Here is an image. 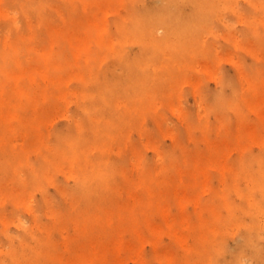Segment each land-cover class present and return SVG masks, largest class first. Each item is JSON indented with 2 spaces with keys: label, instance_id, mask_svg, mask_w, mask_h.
I'll list each match as a JSON object with an SVG mask.
<instances>
[{
  "label": "bare ground",
  "instance_id": "bare-ground-1",
  "mask_svg": "<svg viewBox=\"0 0 264 264\" xmlns=\"http://www.w3.org/2000/svg\"><path fill=\"white\" fill-rule=\"evenodd\" d=\"M156 1L158 3L152 9L144 8L141 13L136 11L138 0H0V21L4 22L0 29V128L10 133L13 125H24L26 137H39L38 142L41 141L40 131L31 130V125L37 128L46 125L47 112L40 111L32 118L31 108L36 109L47 100L54 103L55 113L68 118L62 129L51 133L54 147L42 148L47 151L40 155L38 167H35L37 171L22 180L31 184L38 174L42 177L61 162L81 166V177L76 179L71 191L78 202L75 209L79 215L69 224L76 234L68 240L66 250L70 257L62 264H117L122 253L139 255L145 238L143 229L149 230L153 245L164 230L188 253L192 247H186L184 241L190 234L191 222L184 205L205 193L206 187L210 186L211 170L223 176L230 172L236 176L231 190L237 189L236 180L240 174H247L257 188L264 187V140L258 133L243 130L246 118L240 113L236 131H227L218 140L206 135L202 138L204 150L182 149V162H167L162 171L174 172L172 177L156 181L147 177L144 171L132 177L122 172L123 188L119 198L114 199L118 192L114 193L115 190L108 187L114 164L105 160L107 143L115 138L117 131H122L118 140L126 145L130 138L127 130L139 128L134 123L135 118L156 117V107L151 108V100L162 87V94L166 95L167 91L166 81H160V69H165L157 66L163 59L170 57L167 70L173 75L192 66L199 53L211 63L218 61L212 45L206 44L203 35L212 30L211 24L219 15L234 11L236 6L235 0H184L193 5L192 11L186 10L171 26H162L163 34L157 35L166 3ZM247 1L250 9L237 11L257 16L245 21L250 38L242 40L240 48L246 49L257 63H264V35L258 30V26L264 27V0ZM120 6L126 7L127 14L116 21V30L110 31L105 26L108 13L118 14ZM133 44L138 48H130ZM92 45L99 52L92 51ZM85 58L86 64L81 65L80 60ZM77 67V71L74 70ZM256 74L262 75L247 87L248 92L254 94L246 107L255 111L257 120L264 126V71L256 68ZM70 79L78 82L75 90H70L67 85ZM121 101L132 106L123 105ZM72 106L76 110L73 121L66 113ZM208 127L204 125L205 129ZM254 144L259 145V151L251 149ZM8 149L11 152L6 154L23 160L31 153V139L28 146L17 143L13 147L0 148L1 162L4 156L1 153ZM91 149L97 150L98 154L91 156ZM234 151L238 154L237 160L230 168L224 160ZM99 190L109 192L108 196H99ZM171 200L180 206L182 215L173 216L166 209ZM263 205H252L257 209L248 212L251 217L248 222L240 219L242 210L241 214H236L238 227H242L239 234L241 252L219 264H262ZM150 206L153 210L147 211ZM152 216L160 219L162 229L152 226ZM198 219L195 227L199 226L200 232L195 238L200 254L205 255L211 250L210 230L207 221ZM113 221L117 223L115 228ZM20 226L23 234L17 239V255H52L51 244L36 239L31 226L24 222ZM127 233L131 240L123 239L122 235ZM109 238L113 243L107 242ZM33 240L36 245H32ZM220 247L216 251L218 255L223 250V245ZM245 251V255L256 260L254 263L245 260L242 254ZM168 261L178 264L174 259ZM179 264L185 262L179 260Z\"/></svg>",
  "mask_w": 264,
  "mask_h": 264
},
{
  "label": "rangeland",
  "instance_id": "rangeland-1",
  "mask_svg": "<svg viewBox=\"0 0 264 264\" xmlns=\"http://www.w3.org/2000/svg\"><path fill=\"white\" fill-rule=\"evenodd\" d=\"M162 2L166 4L162 8V18H160L162 25L157 26V35L163 34L162 26L167 27L169 24L171 26L179 19L178 16H182L186 10L192 11L193 8L191 3H185L184 0L172 1L177 3L176 5L167 0ZM236 2L237 0H235L234 11L241 9L245 12V9H250L249 1L239 0L238 4ZM157 3L156 0H138L137 6L140 9L137 7L136 11L144 13V8L152 9ZM118 11V14L110 11L108 13L105 26L110 31H115L116 21L127 14L124 6H120ZM234 11L219 15L216 22L211 24L212 30L206 31L203 35L206 44L212 45L218 61L211 63L208 58L199 53L192 66L175 75L167 70L171 64L170 57L158 63V69H165V71L160 69V81H166L164 86L167 85L165 87L167 91L166 95L162 94L164 89L162 87L161 92L151 100V108L156 107V117L135 118L134 123H137L139 128L127 130L130 138L126 145L118 140L122 131H117L115 138L107 143L104 157L105 160L114 164L108 187L115 190L114 193L118 192L113 196L114 199L119 198L123 188L122 172L132 177L144 171L147 177H153L156 181L166 180L174 175V172L162 171L167 162L181 161L182 149L204 150L205 144L202 138L206 135L212 140H218L225 132L236 131L237 117L240 113L246 118L243 130L258 133L261 140H264V126L257 120L255 111L246 107V102L254 94L248 92L247 87L250 82H254L253 79L262 75L256 74V68L264 71V63H257L246 49L240 48L242 40L250 38L245 21L257 15ZM228 21L230 22L227 25ZM214 24L216 27H213ZM3 26L4 22L0 21V29ZM258 30L264 35L263 26H258ZM244 36H246L245 39H243ZM91 47L92 51H98L94 45ZM130 48H138V45L133 44ZM66 55L71 57L69 52H66ZM86 60V58L81 59V65H85ZM77 69L78 67L74 70L77 71ZM230 79L231 85H229ZM77 84L76 80L70 79L67 85L70 90H75ZM147 96L146 94L145 97ZM43 102L36 109L31 108L32 118L40 111L47 112L46 125L39 128L31 125V130L40 131L41 141L38 142L39 137H26L24 125H13V131L10 133L0 128V148L2 149L13 147L17 143L28 146L31 139V153L23 160L6 154L11 152L10 149L1 153L4 156H2L3 162L0 161V264H62L70 257L66 247L69 238L75 235L76 231L69 221L79 215L78 209H75V204L78 205V202L71 191L75 187L76 179L81 177L80 164L61 162L42 177L38 174L36 179L31 178L34 179L31 184H25L22 180L27 174L31 173L32 176L34 170L37 171L35 167H38L40 155L47 151L42 148L54 147L52 139L54 137L51 133L62 129L68 121L67 117L54 112V103L50 100ZM121 104L132 106L127 101H121ZM66 113L73 121L72 116L76 114L74 107H69ZM26 116L27 113H25V119L28 118ZM206 124L209 125L208 129L204 128ZM140 126H142L141 129ZM251 149L255 152L260 150L258 144L252 145ZM89 153L91 156H96L98 151L91 149ZM237 155L235 151L231 153L224 160L226 165L232 168L236 164ZM235 178L236 176L231 172L223 176L216 170H211L210 186L206 187L205 193L184 205L186 216L191 222L190 234L185 237L184 244L186 247H192L191 251L185 253L181 245L164 230L153 245L149 230L143 229L145 238L140 245V254L126 256L122 253L117 264H170L168 260L172 259L178 264L179 260L184 261L185 264H219L220 261L230 260L232 254L241 252L239 234L242 227H238L236 214H241L242 210L243 215L239 216L240 219L250 221L248 212L257 209L252 205L264 204V190H262L264 187L257 188L247 174H240L236 180L237 189L231 190V187L235 185ZM133 192L138 193L135 190ZM103 194L107 197L109 192L98 191L99 196L103 197ZM166 209L173 216L182 215V210L175 201H168ZM146 210L153 209L150 206ZM93 211L90 209L91 213ZM198 218L207 221L210 230L208 242H212V245L210 252L205 255L200 254L195 238L200 232L199 226L195 227ZM21 222L31 226L36 239L46 240L51 244L52 255L48 256L45 253L17 255L15 251L17 239L23 234ZM151 223L152 226L162 229L163 225L157 216H152ZM116 226V221H113L112 227ZM95 227L98 229V224ZM216 233L219 234L218 237ZM122 236L124 240H131L129 233ZM107 242L113 243L112 238H109ZM31 243L36 245L34 240ZM222 245L223 250L219 252V255L216 254L217 249ZM242 254L248 263L256 261L251 256L245 255L246 251ZM260 261L264 264V254L260 257Z\"/></svg>",
  "mask_w": 264,
  "mask_h": 264
}]
</instances>
